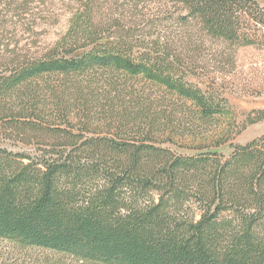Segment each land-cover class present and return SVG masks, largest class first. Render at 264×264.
Instances as JSON below:
<instances>
[{"label":"trees","instance_id":"obj_1","mask_svg":"<svg viewBox=\"0 0 264 264\" xmlns=\"http://www.w3.org/2000/svg\"><path fill=\"white\" fill-rule=\"evenodd\" d=\"M16 1L1 11L26 15ZM159 1L203 39L133 40L88 3L69 37L34 55L3 43L0 13V136L39 146L0 147V264H264V135L222 155L225 133L204 152L195 132L227 111L213 72L235 58L212 44L264 45V6ZM201 75L208 90L191 82ZM150 82L176 103L150 104ZM178 140L197 154L161 146Z\"/></svg>","mask_w":264,"mask_h":264},{"label":"rangeland","instance_id":"obj_2","mask_svg":"<svg viewBox=\"0 0 264 264\" xmlns=\"http://www.w3.org/2000/svg\"><path fill=\"white\" fill-rule=\"evenodd\" d=\"M23 1L26 0H17L16 3L19 5ZM256 1L264 6V0ZM27 2L29 3L26 6V15L21 13L23 15L18 16L17 11L11 17L5 7L2 11L0 9L1 15L7 14L4 17L6 21L1 39L3 43L10 42L11 47L16 44L19 48L27 46L34 55L48 52L54 45L63 42L65 37H69V30L73 26L72 18L76 13L82 14L86 11L88 3L94 22L101 21L107 24L106 30L109 26H119L122 33L126 35L129 32L133 40L143 37L152 39L163 35L180 43L197 42L204 36L192 23H181L175 14L172 18L167 16L168 10L173 8L172 2L169 4L159 0H27ZM22 21L28 22V25ZM212 46L223 55L233 54L235 58L234 65L218 64L217 68L214 67L217 73L213 72L218 75L215 86L218 90L217 96L225 99L227 111L219 115L218 120H210L195 132H203V141L209 142L204 144V152L209 150L208 147L212 149L217 142L219 144L222 141L220 135L225 133L224 136L228 140L217 151L219 154L228 155L234 146L248 144L254 138L264 135V116L261 117L260 114L264 111V45L238 46L235 43L227 45L217 41ZM81 48L75 53L83 52L88 47ZM210 53L209 50L204 53L207 63ZM204 66V70L211 68ZM190 79L191 82L198 83L201 89L208 90L207 83H204L209 82L206 76H195ZM145 87L146 92L150 94V104L157 105L159 110L165 111L168 105L175 102L162 87L151 82ZM182 106V103L177 104L179 113L186 112V108H181ZM161 146L171 148L179 155L197 154V151L181 145L180 140L163 141ZM0 147L13 152L28 153H33L39 148L36 144L22 145L1 136Z\"/></svg>","mask_w":264,"mask_h":264}]
</instances>
